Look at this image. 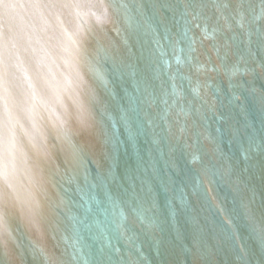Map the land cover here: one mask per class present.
Listing matches in <instances>:
<instances>
[{
	"label": "bare ground",
	"instance_id": "bare-ground-1",
	"mask_svg": "<svg viewBox=\"0 0 264 264\" xmlns=\"http://www.w3.org/2000/svg\"><path fill=\"white\" fill-rule=\"evenodd\" d=\"M256 83L264 0H0V264H264Z\"/></svg>",
	"mask_w": 264,
	"mask_h": 264
},
{
	"label": "water",
	"instance_id": "water-1",
	"mask_svg": "<svg viewBox=\"0 0 264 264\" xmlns=\"http://www.w3.org/2000/svg\"><path fill=\"white\" fill-rule=\"evenodd\" d=\"M169 12V11H168ZM51 23H54L53 21L51 22ZM56 23V22H55ZM257 26H259V23H257L256 24V28H255V32H256V30H259V27H257ZM255 39H259L260 40V35H259V33L257 34V33H254L253 34V36H252V40H255ZM260 42V41H259ZM256 51H257V49H256ZM255 51V52H256ZM160 67H162V64H160ZM251 75H252V78H254L255 79V82H256V80L259 78V75H258V73L255 71V69L253 68L252 70H251ZM240 78H241V80L242 81H244V82H246V77L244 76V74L242 73V72H240ZM260 90H262V92L264 93V84H261V83H259V85L256 83L255 84ZM224 93V92H223ZM227 93V92H226ZM248 95H247V92H246V94L244 93V92H242L241 93V100L244 102V103H247V107H246V109H250V107H251V104H250V102H249V99H248V97H247ZM231 98H232V101L233 102H238V100H237V98L235 97V96H231ZM240 101V100H239ZM253 105H254V103H253ZM252 105V106H253ZM253 107H255V106H253ZM256 108V110H257V107H255ZM138 109H136V112L132 109V113H133V115H134V118L135 119H138L139 120V118H140V115H139V113H138ZM247 115L250 117V118H252L253 119V108L251 107V109L247 112ZM248 123H250V121H248ZM251 125V124H250ZM143 136H144V133L142 134L141 132H138V139H140V144H142V143H144V144H146V140H145V138H143ZM231 148V147H230ZM236 153H234V156H235V158H236ZM262 159L264 160V157H262ZM126 162H127V160H126ZM241 163H243V162H245V157L244 158H242L241 159V161H240ZM160 164V163H159ZM158 167V169H156V171H157V173H163V169H162V167H161V164L160 165H158L157 166ZM161 187L162 186H160V185H158V189L160 190L161 189ZM159 199V198H158ZM160 201V200H159ZM214 217V216H213ZM215 218V217H214ZM234 225H236L235 226V228H237V230L239 231L240 229H241V227H246L245 226V222L243 221V219H242V222L240 221V220H235V224ZM240 232V231H239ZM162 234V232H160V235ZM239 238H240V245H244V241L242 240V238L240 237V235H239ZM256 239H252V241L254 242ZM155 260H156V258H155ZM187 261L189 262V260L187 259Z\"/></svg>",
	"mask_w": 264,
	"mask_h": 264
},
{
	"label": "snow or ice",
	"instance_id": "snow-or-ice-1",
	"mask_svg": "<svg viewBox=\"0 0 264 264\" xmlns=\"http://www.w3.org/2000/svg\"><path fill=\"white\" fill-rule=\"evenodd\" d=\"M214 35H215V33H214Z\"/></svg>",
	"mask_w": 264,
	"mask_h": 264
}]
</instances>
